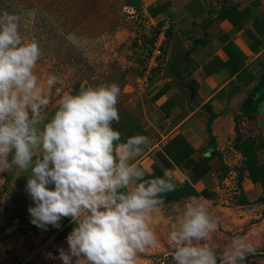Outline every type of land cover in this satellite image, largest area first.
Segmentation results:
<instances>
[{
    "label": "clouds",
    "instance_id": "obj_1",
    "mask_svg": "<svg viewBox=\"0 0 264 264\" xmlns=\"http://www.w3.org/2000/svg\"><path fill=\"white\" fill-rule=\"evenodd\" d=\"M16 21L13 15L0 16V172L11 164L22 170L31 166L26 190L34 204L28 208L33 225L59 229L63 218L75 224L66 238L67 249L59 248L58 257L48 253L49 259L62 264H138V253L158 242L150 212L162 203L159 193L172 185L156 178L127 193L119 191L143 177L128 161L140 151L134 146L147 138L132 136L114 149L120 139L111 127L119 120L116 84L66 94L43 130L36 129L49 98L34 73L38 46L22 43ZM55 82V77L47 79L49 90ZM37 146L40 155L34 151ZM185 207L179 229L169 236L173 259L177 264H216L206 244L193 245V240L208 238L213 223L203 206ZM246 251L250 249L244 244H235L233 252L225 254L227 264L242 260Z\"/></svg>",
    "mask_w": 264,
    "mask_h": 264
},
{
    "label": "crops",
    "instance_id": "obj_2",
    "mask_svg": "<svg viewBox=\"0 0 264 264\" xmlns=\"http://www.w3.org/2000/svg\"><path fill=\"white\" fill-rule=\"evenodd\" d=\"M224 4H237L238 13L231 19L219 17ZM183 13L172 21L174 34L165 63L148 79L142 78L130 97L117 98L119 120H113L111 127L120 139L114 141V149L129 137L147 138L134 146L140 151L128 161L144 172L143 177L119 191L127 193L138 183L163 178L172 185L170 191L186 193L154 208L206 196L238 208H264L260 200L264 197V97L253 93L264 76V0H234L217 7L187 1ZM88 88L95 87L77 81L66 94L78 95ZM60 101L38 131L53 118ZM211 114L215 115L213 140L208 134ZM238 131L240 139L252 141L256 162L251 166L236 147ZM34 151L40 155L42 148ZM15 170L8 176L15 183L8 187V199L29 214L28 208L34 206L26 190L31 166ZM204 190L207 195H202ZM63 221V226L75 225L69 218Z\"/></svg>",
    "mask_w": 264,
    "mask_h": 264
},
{
    "label": "rangeland",
    "instance_id": "obj_3",
    "mask_svg": "<svg viewBox=\"0 0 264 264\" xmlns=\"http://www.w3.org/2000/svg\"><path fill=\"white\" fill-rule=\"evenodd\" d=\"M187 1L196 0H0V16L17 17L22 43L35 42L39 49L34 73L49 103L42 107L36 129L77 81H88L95 88L116 84L120 88L117 98L130 97L142 78L148 79L165 63L166 47L174 34L172 21L184 14ZM197 1L217 7L234 0ZM156 47L162 54L154 58ZM50 76L56 82L49 90L46 81ZM8 160L11 163V153ZM16 167L11 164L0 172V264H62L59 259L45 262L42 252L47 246L55 247L57 253L61 247L67 249L66 238L75 225L63 226V219L59 229L33 225L31 217L8 199V187L15 184L8 176L16 173ZM188 204L203 206L214 225L207 239L193 240V245L206 244L216 264H227L225 254H231L237 243L250 251L236 264H264V208L234 207L221 203L217 196L192 197L153 208L150 227L158 242L138 253V264H177L169 236L179 229Z\"/></svg>",
    "mask_w": 264,
    "mask_h": 264
},
{
    "label": "trees",
    "instance_id": "obj_4",
    "mask_svg": "<svg viewBox=\"0 0 264 264\" xmlns=\"http://www.w3.org/2000/svg\"><path fill=\"white\" fill-rule=\"evenodd\" d=\"M153 10V9H150ZM236 13H238V5L237 4H228V5H222L219 9L218 16L221 18H232ZM259 92V98L264 97V76L261 78L259 84L255 88L254 94ZM215 118L214 114L210 115L209 121H208V134L213 140L212 130H211V123L213 119ZM241 143L239 144V142ZM236 147L241 150L247 157V163L249 166L253 165L256 162L255 158V150L252 144V141L250 139H240L239 131H238V137L236 139ZM186 192L184 190H165L159 198L161 199L162 203L164 204L169 202L170 200H175L177 198H180V196L184 195ZM202 195H207V191H202ZM193 194L197 195L196 191H193ZM261 201H264V197L260 199ZM159 205V204H158ZM25 212V211H24ZM27 216H30V214L26 213ZM67 230H70V227H67Z\"/></svg>",
    "mask_w": 264,
    "mask_h": 264
},
{
    "label": "built area",
    "instance_id": "obj_5",
    "mask_svg": "<svg viewBox=\"0 0 264 264\" xmlns=\"http://www.w3.org/2000/svg\"><path fill=\"white\" fill-rule=\"evenodd\" d=\"M169 21V18H167L164 22H165V24L167 23ZM162 35V33L160 34V36ZM159 43V42H158ZM158 43H156V46L158 45ZM154 58H157L159 55H161L162 54V51H161V48H155V50H154ZM48 253H51L53 256H57L58 257V253H57V249L55 248V247H53V246H47L46 248H44L43 249V252H42V256H43V259H44V261L45 262H49V263H51V262H53V261H55V260H53V259H49L48 258V256H47V254Z\"/></svg>",
    "mask_w": 264,
    "mask_h": 264
},
{
    "label": "water",
    "instance_id": "obj_6",
    "mask_svg": "<svg viewBox=\"0 0 264 264\" xmlns=\"http://www.w3.org/2000/svg\"><path fill=\"white\" fill-rule=\"evenodd\" d=\"M246 107H247V109H250V108H251L250 104H249V105L247 104V106H246Z\"/></svg>",
    "mask_w": 264,
    "mask_h": 264
}]
</instances>
